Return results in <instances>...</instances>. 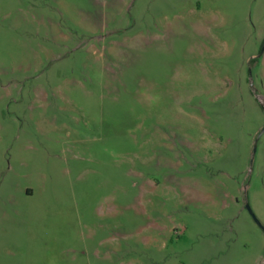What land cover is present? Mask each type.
<instances>
[{
  "label": "rangeland",
  "instance_id": "1",
  "mask_svg": "<svg viewBox=\"0 0 264 264\" xmlns=\"http://www.w3.org/2000/svg\"><path fill=\"white\" fill-rule=\"evenodd\" d=\"M263 126L264 0H0V264H264Z\"/></svg>",
  "mask_w": 264,
  "mask_h": 264
},
{
  "label": "water",
  "instance_id": "2",
  "mask_svg": "<svg viewBox=\"0 0 264 264\" xmlns=\"http://www.w3.org/2000/svg\"><path fill=\"white\" fill-rule=\"evenodd\" d=\"M264 131V126L261 128V130H260V132H259V134H258V136L260 135V133H262ZM257 136V137H258ZM254 148H255V143H254Z\"/></svg>",
  "mask_w": 264,
  "mask_h": 264
}]
</instances>
